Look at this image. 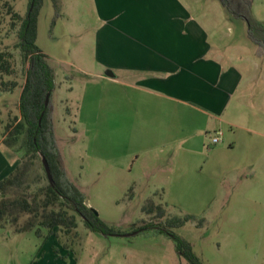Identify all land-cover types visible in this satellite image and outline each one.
<instances>
[{
	"label": "rangeland",
	"instance_id": "obj_1",
	"mask_svg": "<svg viewBox=\"0 0 264 264\" xmlns=\"http://www.w3.org/2000/svg\"><path fill=\"white\" fill-rule=\"evenodd\" d=\"M253 1L254 17L264 21V0ZM214 2L223 7L220 0ZM7 3L12 11L25 16L28 0H0V51L12 52L15 69L13 74H1L0 77L4 81L17 82V86L9 91L0 87V118L3 121L0 128L4 134L5 124L20 114L19 98L25 81L22 54L16 46L20 23L13 25L12 11ZM59 4L57 15L52 0H44L37 44L49 56L55 69L56 88L52 100L57 143L68 173L85 191L88 205L109 224L129 232L135 224L165 223L167 217L192 215L194 220L173 230L192 243L195 253L204 263L264 264V157L249 166L251 153L258 154L264 150V54L256 55V45L247 35L246 21L231 17L223 9L227 15L224 22L227 25L223 27L227 41L224 45L229 47L227 50L231 56L237 52L235 64L255 68L254 75L257 76L251 83L247 104V109L254 113L248 111L247 123L237 133H250L247 130L249 124L260 130L262 142L254 145V141H243L236 148H231L226 134L211 149L216 148L215 153H220V156L222 152L226 164H230L228 160H238L245 155L246 168L233 164L230 167L218 164L212 167L211 164L202 171L199 179L203 182L201 189L180 191L179 196L175 191H159L151 196L147 190L133 189L120 181L126 172L119 173L109 162L97 160L101 146L113 152L125 149L129 145L128 135L126 127L114 124L117 119L109 116L103 126L94 125L92 119H83L85 123L80 120L78 107L81 108L83 103L84 112L89 113L87 108L91 107V114L99 101L109 105L108 96L103 98V90L97 87L99 81L94 77L98 70L94 62L95 13L92 0H59ZM243 87L244 84L241 89ZM102 112L109 114L110 110ZM257 135L256 132L254 136ZM211 136L212 133L209 138ZM97 161L100 165L95 166ZM40 163L37 160L29 179L33 190L39 185L35 175L44 174ZM245 172L251 173L248 178H245ZM213 195L215 198H211ZM150 200L163 206L167 215L159 217L156 211L151 214L145 212L143 206ZM28 217L23 215L19 225L22 226ZM3 225L0 227V264H29L45 239L38 237L35 229L19 232L16 231L17 226L9 221ZM77 231L76 237L62 232L53 235L62 250H67L65 243L73 248V258L80 264H188L176 252L174 240L158 229L106 236L90 230L78 218ZM52 249L60 254L54 247Z\"/></svg>",
	"mask_w": 264,
	"mask_h": 264
},
{
	"label": "crops",
	"instance_id": "obj_2",
	"mask_svg": "<svg viewBox=\"0 0 264 264\" xmlns=\"http://www.w3.org/2000/svg\"><path fill=\"white\" fill-rule=\"evenodd\" d=\"M92 3L98 68L94 77L109 105L99 101L91 114V107L89 113L84 112L83 103L78 107L79 118L83 123L92 119L99 126L108 116L117 119L114 124L126 127L129 144L119 152L101 146L97 160L126 172L119 180L149 195L175 191L179 196L180 191L201 189L200 176L211 164L246 168L245 155L226 164L223 153L220 156L216 148L211 149L216 144L209 138L210 133L222 130V140L229 135L231 148L243 141L262 142L260 130L249 124L250 133H237L249 118L248 92L257 76L255 68L235 64L237 52L231 56L224 45V6L214 0ZM108 109L109 114L102 112ZM4 138L0 128V181L20 161ZM251 154L249 166L264 157V150ZM98 161L95 166L100 165ZM250 174L245 172V178ZM53 234L57 235L54 231L40 237L45 240L29 264H80L73 258V249L65 246L67 250H62Z\"/></svg>",
	"mask_w": 264,
	"mask_h": 264
},
{
	"label": "trees",
	"instance_id": "obj_3",
	"mask_svg": "<svg viewBox=\"0 0 264 264\" xmlns=\"http://www.w3.org/2000/svg\"><path fill=\"white\" fill-rule=\"evenodd\" d=\"M220 1L231 17L246 21L247 35L256 45L255 53L258 56L263 55L264 21L254 17L253 0ZM52 3L58 15L59 0H52ZM43 4L44 0H28L25 16L12 11V7L8 4L12 11L13 25L20 23L16 46L22 54L25 81L19 98L20 114L13 116L12 120L5 124L4 143L8 148L13 149L20 161L15 169L0 181V227L4 226V222L9 221L17 226L16 231L35 229L39 237H47L54 231L57 234L62 232L76 237L78 218H81L87 228L106 236L138 234L158 229L174 240L176 252L180 257H184L188 264H206L195 253L192 243L173 230L194 220V216L167 217L165 223L143 222L135 224L130 232L123 231L95 213L87 204L85 191L70 177L55 134L52 100L56 88L55 69L49 61V56L37 44L39 16ZM12 59V52L0 51V75H11L15 72ZM16 86V81H4L0 77V87L3 90L9 91ZM48 93L50 100L46 106ZM2 123L0 118V126ZM42 157L48 161L52 181L46 173ZM37 160L41 162L44 174L35 175L39 185L33 190L29 179ZM143 210L148 214L156 211L159 217L167 215L163 206L152 201L145 204ZM23 215L29 217L21 226L19 220ZM201 224L202 222L199 223ZM64 246L70 248L68 243Z\"/></svg>",
	"mask_w": 264,
	"mask_h": 264
},
{
	"label": "water",
	"instance_id": "obj_4",
	"mask_svg": "<svg viewBox=\"0 0 264 264\" xmlns=\"http://www.w3.org/2000/svg\"><path fill=\"white\" fill-rule=\"evenodd\" d=\"M49 100H50V93H48V94H47V97H46V102H45V105H46V106L48 105ZM40 122H41V119H40ZM42 162H43V164H44V167H45L46 173H47V175H48L50 181H52V175H51V171H50V166H49V164H48L47 159H46L45 157H42ZM93 210L95 211V213H96L97 215H99V213H98L97 210H95L94 208H93Z\"/></svg>",
	"mask_w": 264,
	"mask_h": 264
},
{
	"label": "built area",
	"instance_id": "obj_5",
	"mask_svg": "<svg viewBox=\"0 0 264 264\" xmlns=\"http://www.w3.org/2000/svg\"><path fill=\"white\" fill-rule=\"evenodd\" d=\"M222 138H223V131L222 130L215 131V132L212 133L211 143L212 144H217L220 141H222Z\"/></svg>",
	"mask_w": 264,
	"mask_h": 264
}]
</instances>
